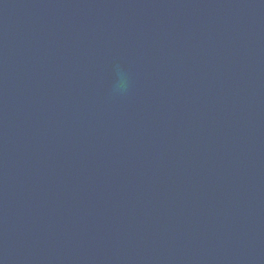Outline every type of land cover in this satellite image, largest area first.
<instances>
[{
  "label": "water",
  "instance_id": "obj_1",
  "mask_svg": "<svg viewBox=\"0 0 264 264\" xmlns=\"http://www.w3.org/2000/svg\"><path fill=\"white\" fill-rule=\"evenodd\" d=\"M0 264H264V0H0Z\"/></svg>",
  "mask_w": 264,
  "mask_h": 264
},
{
  "label": "clouds",
  "instance_id": "obj_2",
  "mask_svg": "<svg viewBox=\"0 0 264 264\" xmlns=\"http://www.w3.org/2000/svg\"><path fill=\"white\" fill-rule=\"evenodd\" d=\"M117 72H118V79L114 86V91L120 93L127 89L128 81L124 73L120 72L119 69H117Z\"/></svg>",
  "mask_w": 264,
  "mask_h": 264
}]
</instances>
